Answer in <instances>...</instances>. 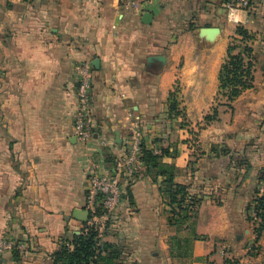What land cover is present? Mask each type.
Returning a JSON list of instances; mask_svg holds the SVG:
<instances>
[{"label": "crops", "instance_id": "1", "mask_svg": "<svg viewBox=\"0 0 264 264\" xmlns=\"http://www.w3.org/2000/svg\"><path fill=\"white\" fill-rule=\"evenodd\" d=\"M140 1L134 9L123 0H0V238L27 247L0 264H54L63 241L91 223L79 215L91 169L113 174L136 136L166 153L176 182L200 201V239L191 258L171 256V240L189 231L170 224L164 179L142 169L122 181L121 205L98 225L123 263L264 264V233L257 243L249 215L264 196V11H229L225 0ZM241 26L253 37L254 80L230 104L219 73ZM208 28L219 35L201 36ZM97 60L85 145L74 128L75 66Z\"/></svg>", "mask_w": 264, "mask_h": 264}, {"label": "trees", "instance_id": "2", "mask_svg": "<svg viewBox=\"0 0 264 264\" xmlns=\"http://www.w3.org/2000/svg\"><path fill=\"white\" fill-rule=\"evenodd\" d=\"M233 40L243 44L244 48L237 54L240 47L230 45L227 58L219 73V96L230 104L244 91L251 89L254 80L253 49L250 46L252 35L241 26L237 28ZM176 108L177 103L174 100L171 103V111L175 112ZM218 116V109H215L213 115L206 117L205 120L210 123L216 121ZM165 156V152L155 154L144 145L141 147V161L147 175L151 176L154 182L159 178L164 179L162 190L171 208L170 224L186 227L189 231L188 237H175L171 240V256L182 260L189 259L192 255L193 243L200 239L193 223L200 201L190 194L188 186L176 182V168L163 163ZM262 180L264 181V170ZM251 212L255 213L256 221L251 217ZM249 215L250 221L255 223L254 232L258 243L264 233V196L256 197ZM54 264H124L123 250L117 245L104 242L98 225L85 224L80 234L63 241L59 251L54 255Z\"/></svg>", "mask_w": 264, "mask_h": 264}, {"label": "built area", "instance_id": "3", "mask_svg": "<svg viewBox=\"0 0 264 264\" xmlns=\"http://www.w3.org/2000/svg\"><path fill=\"white\" fill-rule=\"evenodd\" d=\"M127 8L138 9L140 0H123ZM229 11L252 12L255 9L264 11V0H228L225 4ZM93 66L90 62H79L75 66L77 78L78 106L74 117L76 137L82 144H88L93 140V108H92V80ZM143 143L139 136L131 142L127 156L117 162L113 174L104 171L101 166L95 164L87 179V211L90 213L91 224L99 225L101 220L109 221L123 200L122 181L133 178L143 169L141 161V147ZM155 154H160L155 150ZM254 221L257 220L254 212H251ZM25 244H19L6 238H0V257L8 252L18 251L24 254Z\"/></svg>", "mask_w": 264, "mask_h": 264}, {"label": "water", "instance_id": "4", "mask_svg": "<svg viewBox=\"0 0 264 264\" xmlns=\"http://www.w3.org/2000/svg\"><path fill=\"white\" fill-rule=\"evenodd\" d=\"M152 20H153L152 14H150V13L144 14L143 23L145 25H150L152 23ZM219 33H220V30L218 28H208V29H202L200 31L201 36H207L210 39H214L217 35H219ZM153 59H157V60L162 61V62L164 61L163 57H158V58H153ZM92 65L96 68H99L98 60L95 61ZM79 215H80L81 221L88 222L90 220V213L87 210L79 211Z\"/></svg>", "mask_w": 264, "mask_h": 264}, {"label": "rangeland", "instance_id": "5", "mask_svg": "<svg viewBox=\"0 0 264 264\" xmlns=\"http://www.w3.org/2000/svg\"><path fill=\"white\" fill-rule=\"evenodd\" d=\"M231 45H232V46L234 45V46H239V47H240V48L237 50V52H236L237 54H238L239 52H241V51L243 50V48H244V47H243V44L238 43V42H236V41H234V40L231 42ZM212 115H213V114H212Z\"/></svg>", "mask_w": 264, "mask_h": 264}]
</instances>
